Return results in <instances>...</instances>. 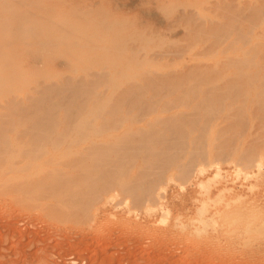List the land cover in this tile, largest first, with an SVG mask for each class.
<instances>
[{"label": "rangeland", "instance_id": "obj_1", "mask_svg": "<svg viewBox=\"0 0 264 264\" xmlns=\"http://www.w3.org/2000/svg\"><path fill=\"white\" fill-rule=\"evenodd\" d=\"M0 264H264V0H0Z\"/></svg>", "mask_w": 264, "mask_h": 264}, {"label": "bare ground", "instance_id": "obj_2", "mask_svg": "<svg viewBox=\"0 0 264 264\" xmlns=\"http://www.w3.org/2000/svg\"><path fill=\"white\" fill-rule=\"evenodd\" d=\"M61 141V140H60ZM63 141V140H62ZM62 143H64V142H60L58 145L60 146V144L62 145ZM65 144V143H64ZM44 146V145H43ZM45 147V146H44ZM43 149V148H42ZM46 149V148H45ZM90 177V176H89Z\"/></svg>", "mask_w": 264, "mask_h": 264}]
</instances>
